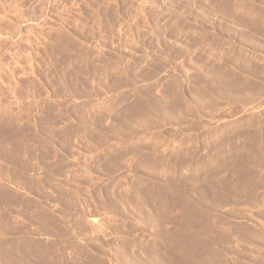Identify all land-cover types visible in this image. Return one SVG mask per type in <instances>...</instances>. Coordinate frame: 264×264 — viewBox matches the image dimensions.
I'll return each instance as SVG.
<instances>
[{"label":"rangeland","instance_id":"rangeland-1","mask_svg":"<svg viewBox=\"0 0 264 264\" xmlns=\"http://www.w3.org/2000/svg\"><path fill=\"white\" fill-rule=\"evenodd\" d=\"M0 264H264V0H0Z\"/></svg>","mask_w":264,"mask_h":264}]
</instances>
